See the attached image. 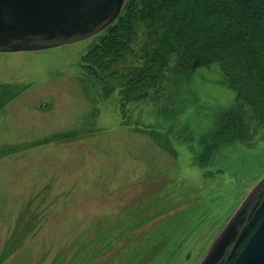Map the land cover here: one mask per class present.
Instances as JSON below:
<instances>
[{
	"label": "rangeland",
	"instance_id": "374dc122",
	"mask_svg": "<svg viewBox=\"0 0 264 264\" xmlns=\"http://www.w3.org/2000/svg\"><path fill=\"white\" fill-rule=\"evenodd\" d=\"M240 1L222 23L264 10ZM149 2L85 41L0 53V264H200L264 177V81L247 99L217 63L188 66Z\"/></svg>",
	"mask_w": 264,
	"mask_h": 264
},
{
	"label": "water",
	"instance_id": "95a60500",
	"mask_svg": "<svg viewBox=\"0 0 264 264\" xmlns=\"http://www.w3.org/2000/svg\"><path fill=\"white\" fill-rule=\"evenodd\" d=\"M125 3L126 0H0V53L45 51L85 41L109 28ZM200 264H264V177Z\"/></svg>",
	"mask_w": 264,
	"mask_h": 264
},
{
	"label": "trees",
	"instance_id": "16d2710c",
	"mask_svg": "<svg viewBox=\"0 0 264 264\" xmlns=\"http://www.w3.org/2000/svg\"><path fill=\"white\" fill-rule=\"evenodd\" d=\"M234 1L245 3L240 0H151L143 15L147 11L149 23L160 32V42L165 40L167 46L181 47L177 51H182L188 66L195 69L217 63L238 93L248 99L252 87L264 81V10L249 6L248 15L243 16L238 9V21L222 23L226 4ZM131 12L130 9L127 13L129 19ZM232 14H236L233 9ZM253 95L258 110L264 113V103L260 100L264 93Z\"/></svg>",
	"mask_w": 264,
	"mask_h": 264
}]
</instances>
